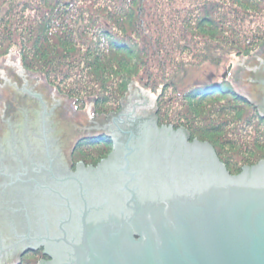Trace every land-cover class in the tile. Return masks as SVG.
<instances>
[{
    "label": "water",
    "instance_id": "1",
    "mask_svg": "<svg viewBox=\"0 0 264 264\" xmlns=\"http://www.w3.org/2000/svg\"><path fill=\"white\" fill-rule=\"evenodd\" d=\"M42 80L13 56L0 61V171L46 141L60 173H19L36 182L30 217L17 215L16 239L0 225V264L41 248L50 260L40 264H264V160L232 176L208 143L158 127L150 94L133 87L120 113L90 120V104L75 111ZM263 83L264 52L249 72L264 110ZM92 130L121 141L96 168L71 173L75 141Z\"/></svg>",
    "mask_w": 264,
    "mask_h": 264
},
{
    "label": "trees",
    "instance_id": "2",
    "mask_svg": "<svg viewBox=\"0 0 264 264\" xmlns=\"http://www.w3.org/2000/svg\"><path fill=\"white\" fill-rule=\"evenodd\" d=\"M262 47L264 0H0V61L13 53L23 72L95 116L120 113L138 88L154 97L158 127L208 143L232 176L264 160V110L227 73ZM92 131L74 140L73 170L96 167L114 148ZM47 261L41 248L5 264Z\"/></svg>",
    "mask_w": 264,
    "mask_h": 264
},
{
    "label": "flooded vegetation",
    "instance_id": "3",
    "mask_svg": "<svg viewBox=\"0 0 264 264\" xmlns=\"http://www.w3.org/2000/svg\"><path fill=\"white\" fill-rule=\"evenodd\" d=\"M118 141L121 140H116L114 142V146L119 145ZM45 143L46 141H43V144L39 142H34L32 144L34 148L30 149L31 153H29L27 149L24 150L22 153L17 154L18 156L16 157L19 158V161L18 162L16 161V163L10 161L8 166V169L10 170L9 174L0 175V225H2V227L4 228L3 232L6 230L9 240H12L13 237L14 239H16L15 236L16 231L15 229L14 231H11V227L13 226H16L18 228L20 227V223H18L20 217H17V215L24 212V217H26L29 220L31 206L29 202L30 199L27 198L29 195V194L27 195V192L33 193L36 188V187H32V186H36L35 185L36 182L34 180L31 181V179L29 178V180L27 181H21L19 177H24V175L19 173H22V171L27 172L26 174H30V176H36L34 177L36 179L38 177V180L39 178L46 179L48 177L49 179H51L58 174L60 175V173L57 172L56 166L50 163V160L52 161V163H55L53 161V159H55L54 156H56L55 149L53 151L47 149V145ZM44 159L46 160V162ZM69 164H70V168L73 167L72 163ZM78 165L79 164H74L75 172L77 173H78ZM31 166H33L34 169L35 168L38 169V171L36 170V172L32 175H31L32 172H30L29 170ZM46 167H48V170L50 171L48 177L46 174L43 173L47 169ZM6 169L7 168L4 167L3 170L0 171L1 174L3 171L6 172ZM13 176L15 177V179ZM2 201H4V203H2ZM22 218L23 217H21V219ZM21 231L23 233L25 232L24 230ZM25 234H28V231H26Z\"/></svg>",
    "mask_w": 264,
    "mask_h": 264
},
{
    "label": "rangeland",
    "instance_id": "4",
    "mask_svg": "<svg viewBox=\"0 0 264 264\" xmlns=\"http://www.w3.org/2000/svg\"><path fill=\"white\" fill-rule=\"evenodd\" d=\"M263 52H264V47L260 48L256 53H254V54H252V55H250L248 57H243V58L241 57V58L235 59L232 62V69L230 70V73L229 72L227 73V76L229 77V80L233 84L236 85V87H237V89L239 91H241L243 94L247 95L250 99H252V97L250 95V89H249V72H250V69H251L252 65L254 64V62L258 59V57ZM12 54H10V56ZM16 55H17V53H16ZM17 60L19 62V59H17ZM203 72L209 73V71H207V69L200 70V71H194V70L188 71L186 73L185 77H184V84L186 85V84L192 83L194 80L199 79L200 76H202V74H206V73H203ZM220 72L222 74L225 73L226 72V68L225 67L222 68V71H220ZM51 88L54 89L53 87H51ZM140 91H142V90H140ZM142 92H144V91H142ZM75 111H78V110L75 109ZM109 117L110 116H106V117L95 116V114L93 112L92 115H91V117H90V120H101V119H107ZM76 147H78V149H79V146L77 144L75 145L74 148H76ZM112 151H113V149L110 150V152L108 153V155ZM74 152H75V150H73V153ZM108 155L105 157V159L108 157ZM77 158H78V156H75V157L72 156V157H70L71 163H73L75 159L78 161ZM103 160H101L97 165H99ZM83 166H84V164H83ZM84 167L86 168V166H84ZM96 167H92V168H96ZM70 172L71 173H75V169L73 170L72 167H71L70 168Z\"/></svg>",
    "mask_w": 264,
    "mask_h": 264
}]
</instances>
